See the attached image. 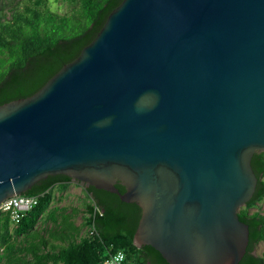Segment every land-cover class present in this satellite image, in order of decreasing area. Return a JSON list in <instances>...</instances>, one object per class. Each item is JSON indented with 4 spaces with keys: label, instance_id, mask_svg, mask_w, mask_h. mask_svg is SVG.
<instances>
[{
    "label": "water",
    "instance_id": "water-1",
    "mask_svg": "<svg viewBox=\"0 0 264 264\" xmlns=\"http://www.w3.org/2000/svg\"><path fill=\"white\" fill-rule=\"evenodd\" d=\"M260 152L264 0H122L37 92L0 105V204L62 175L136 204V248L238 264Z\"/></svg>",
    "mask_w": 264,
    "mask_h": 264
},
{
    "label": "trees",
    "instance_id": "trees-1",
    "mask_svg": "<svg viewBox=\"0 0 264 264\" xmlns=\"http://www.w3.org/2000/svg\"><path fill=\"white\" fill-rule=\"evenodd\" d=\"M121 1L26 0L24 4H6L0 0V105L37 92L93 40ZM59 2L70 5V11H53L50 5ZM250 164L257 184L252 198L237 214L248 227L246 252L238 264H264V258L253 254L255 246L264 241V215L249 212L264 200V152L254 154ZM71 183L62 175L37 182L24 194L36 196L37 204L16 224L8 213H0V264H101L116 252L124 254L125 264H168L150 246L133 245V232L141 216L134 203H122L115 194L74 183L83 188L86 198L80 226L73 221L76 209L67 213L65 208H50L53 190H65ZM116 188L124 192L120 185ZM42 218V222L52 224L43 232L35 230Z\"/></svg>",
    "mask_w": 264,
    "mask_h": 264
},
{
    "label": "rangeland",
    "instance_id": "rangeland-1",
    "mask_svg": "<svg viewBox=\"0 0 264 264\" xmlns=\"http://www.w3.org/2000/svg\"><path fill=\"white\" fill-rule=\"evenodd\" d=\"M4 3H26V0H3ZM12 4H10L12 6ZM51 9L53 11H56L58 14H64L70 11L71 6L67 3L59 2L57 4H51ZM9 7V5H8ZM7 8V6H6ZM6 18H9V12L6 11ZM75 183V182H74ZM71 183L65 190H59L58 188H55L53 190V200L50 204V208H65L66 212H70L71 209H76L77 214L73 216V221L76 226H80V224L83 222L85 218V211H84V204L86 202V198L83 192V188ZM249 212H258L261 215H264V200L256 203L254 206L249 208ZM38 222L37 226L35 227V230H40L43 232L45 228H49L52 226L49 222ZM10 229H12V224L10 225ZM86 231V228H84L81 232L83 235ZM257 256H260L264 258V241L259 242L255 246V253Z\"/></svg>",
    "mask_w": 264,
    "mask_h": 264
},
{
    "label": "built area",
    "instance_id": "built-area-1",
    "mask_svg": "<svg viewBox=\"0 0 264 264\" xmlns=\"http://www.w3.org/2000/svg\"><path fill=\"white\" fill-rule=\"evenodd\" d=\"M36 196H14L0 204V213H8L13 224L18 223L24 215L37 204ZM92 234V232H90ZM101 264H125V256L122 252L107 255Z\"/></svg>",
    "mask_w": 264,
    "mask_h": 264
},
{
    "label": "flooded vegetation",
    "instance_id": "flooded-vegetation-1",
    "mask_svg": "<svg viewBox=\"0 0 264 264\" xmlns=\"http://www.w3.org/2000/svg\"><path fill=\"white\" fill-rule=\"evenodd\" d=\"M255 253V249L253 250V254ZM255 255V254H254Z\"/></svg>",
    "mask_w": 264,
    "mask_h": 264
}]
</instances>
